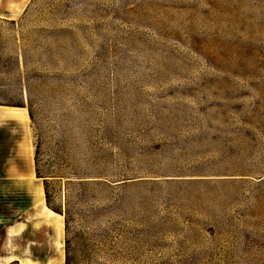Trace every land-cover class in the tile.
<instances>
[{"label": "rangeland", "instance_id": "374dc122", "mask_svg": "<svg viewBox=\"0 0 264 264\" xmlns=\"http://www.w3.org/2000/svg\"><path fill=\"white\" fill-rule=\"evenodd\" d=\"M27 146L64 264H264V0H0V190L37 220Z\"/></svg>", "mask_w": 264, "mask_h": 264}, {"label": "crops", "instance_id": "0c3cea01", "mask_svg": "<svg viewBox=\"0 0 264 264\" xmlns=\"http://www.w3.org/2000/svg\"><path fill=\"white\" fill-rule=\"evenodd\" d=\"M2 118L4 119L5 117ZM21 173L23 174L24 171H22ZM21 175V187L26 190L30 198L34 199L33 196H30L28 192V179L32 177L31 171L27 172L24 175L25 177H22ZM5 179L1 180L0 184L2 183L3 186H6L8 184L11 185L12 182H6V180L8 179ZM0 191H3V195L6 194L5 190ZM10 194L9 196H7L6 194L0 197V206L2 204H8L10 207H12L14 204L16 206L19 205L18 209H20L22 212L18 215V219L15 218L13 220L12 214H6L0 209V264H11L15 261H18V264H64V252L62 247V243L65 240L64 218L59 219L58 217H55V215H52L48 207L44 208L43 204L41 205L39 203L40 210L42 211L39 215L40 217L37 218V220L34 218L32 220H29L26 215H28L29 211H32L35 208V204L34 206L28 205L30 201L24 198H19L14 201V197ZM60 225H63L62 229ZM33 227L40 229L42 228V233L45 236L46 233H48L49 236L51 235V237L54 239V252L58 255L56 256L55 261L54 258H52L53 262H51V260H47L46 256L30 258V253H33L34 250L40 252L49 251L47 248V245L49 244L48 238L46 240L44 239L38 242H36L33 238H30L29 229ZM35 245L42 246V248L35 247Z\"/></svg>", "mask_w": 264, "mask_h": 264}, {"label": "bare ground", "instance_id": "6f19581e", "mask_svg": "<svg viewBox=\"0 0 264 264\" xmlns=\"http://www.w3.org/2000/svg\"><path fill=\"white\" fill-rule=\"evenodd\" d=\"M2 110H4L5 113H7L8 115L12 116V117H18L21 121V125L25 126L27 124V119L29 117V112L28 109L25 107H1ZM23 162L21 164V168H20V172L24 171V173L21 175L22 177H25L24 175L27 172L32 173L33 178H35L36 175V170H35V160L33 157V148H31L30 146H27L26 150L23 152ZM34 180H31L28 182L30 186H28V192L30 196H33V198L35 200H37L41 205L43 204L44 208L48 207L46 203V197H45V190L44 187H38L34 182ZM49 208V207H48ZM49 210L54 213L57 214L61 217H63L62 215L54 212L53 210H51L49 208ZM61 229L63 228V225H60Z\"/></svg>", "mask_w": 264, "mask_h": 264}, {"label": "trees", "instance_id": "16d2710c", "mask_svg": "<svg viewBox=\"0 0 264 264\" xmlns=\"http://www.w3.org/2000/svg\"><path fill=\"white\" fill-rule=\"evenodd\" d=\"M37 175L39 178L43 177L44 183H45V197L48 207L53 210L54 212H57L58 214H61L63 217H65L66 222V229L69 230V224L71 220V206L69 203H66L65 205H55L52 199V194L50 191V182L47 179V176L42 175L41 171L37 169ZM44 189V190H45ZM18 263V261H15Z\"/></svg>", "mask_w": 264, "mask_h": 264}]
</instances>
